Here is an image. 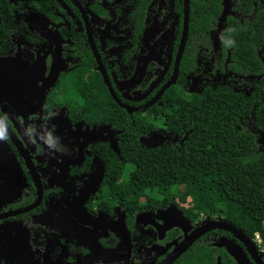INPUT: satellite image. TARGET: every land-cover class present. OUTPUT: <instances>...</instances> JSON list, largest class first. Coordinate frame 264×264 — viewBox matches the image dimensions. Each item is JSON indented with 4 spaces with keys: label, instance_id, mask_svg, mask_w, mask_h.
Returning a JSON list of instances; mask_svg holds the SVG:
<instances>
[{
    "label": "flooded vegetation",
    "instance_id": "1",
    "mask_svg": "<svg viewBox=\"0 0 264 264\" xmlns=\"http://www.w3.org/2000/svg\"><path fill=\"white\" fill-rule=\"evenodd\" d=\"M228 1L219 45L226 0L212 44L191 46L188 33L181 49L185 0H0L8 132L0 141V264H166L182 243L189 247L171 264L198 245L215 250L216 264H264L263 236L199 213L190 195L183 199L187 183L167 192L129 183L127 148L186 144L189 131L151 119L166 103L180 106L217 86L254 88L230 68L235 48L221 42L226 18L238 17ZM173 87L184 93L170 95ZM239 97L260 105L251 93ZM230 121L245 124L264 151V124L254 115L236 111ZM48 132L64 151L46 147L40 137ZM151 135L157 140L145 146Z\"/></svg>",
    "mask_w": 264,
    "mask_h": 264
},
{
    "label": "trees",
    "instance_id": "2",
    "mask_svg": "<svg viewBox=\"0 0 264 264\" xmlns=\"http://www.w3.org/2000/svg\"><path fill=\"white\" fill-rule=\"evenodd\" d=\"M232 1L238 17L226 18L223 34L235 41L230 68L253 78L243 81L254 88L217 86L183 105L171 108L166 103L160 108L164 114L158 112L151 119L155 125L189 131L186 144L176 149H149L138 143L127 148L126 158L132 164L129 183L134 190L159 192L180 191V185L187 183L194 191L189 187L183 199L190 195L199 213H220L252 237L259 232L264 238V151L256 148V134L245 124L230 121L237 111L242 116L254 115L258 124H264V0ZM190 8V45H211L222 0H191ZM182 93L173 87L170 95ZM249 93L260 102L254 109L249 105L252 98L239 97ZM96 104V109L104 107ZM177 264H216L215 250L198 245Z\"/></svg>",
    "mask_w": 264,
    "mask_h": 264
},
{
    "label": "water",
    "instance_id": "3",
    "mask_svg": "<svg viewBox=\"0 0 264 264\" xmlns=\"http://www.w3.org/2000/svg\"><path fill=\"white\" fill-rule=\"evenodd\" d=\"M190 1L191 0H185V6H184V13H185V20H184V31H183V37H182V43H181V49L183 48V46H185V42L188 38V33H189V26H190V11H191V8H190ZM229 1L226 0V4H225V7H224V10H223V13H222V16L220 18V24H219V31L218 33L215 35V40H214V45L215 46H218L219 45V36L221 35V32L223 31L224 27H223V21H224V18L227 16V14H229L231 12V7H230V4L228 3ZM173 82V81H172ZM171 82V83H172ZM170 83V84H171ZM170 84H167L160 92V95L164 92V90L166 88H168L170 86ZM154 140H157L156 139V136L155 135H151L149 137H144L142 139V143L145 145V146H151L152 143H149V142H153ZM184 243L181 244V249H180V253H176V255L170 259L169 261L166 262V264H171L174 262V260L180 256V254L182 252H184L188 247L189 245L186 244L183 246ZM238 261H240V259H238Z\"/></svg>",
    "mask_w": 264,
    "mask_h": 264
},
{
    "label": "clouds",
    "instance_id": "4",
    "mask_svg": "<svg viewBox=\"0 0 264 264\" xmlns=\"http://www.w3.org/2000/svg\"><path fill=\"white\" fill-rule=\"evenodd\" d=\"M235 29H228L227 32L231 33L234 32ZM224 40L225 46L226 47H232L235 45V41L231 39V37L225 38L224 36L221 37ZM50 115L54 116L56 113H50ZM47 118V117H46ZM6 120L7 117H4L0 119V141H6L8 139V132L6 128ZM33 133V129L30 127L26 129L25 134L31 138ZM41 141L46 145V147L50 151H57V152H62L64 151L63 146L60 144V139L59 137H55L51 132L45 133L40 137Z\"/></svg>",
    "mask_w": 264,
    "mask_h": 264
},
{
    "label": "built area",
    "instance_id": "5",
    "mask_svg": "<svg viewBox=\"0 0 264 264\" xmlns=\"http://www.w3.org/2000/svg\"><path fill=\"white\" fill-rule=\"evenodd\" d=\"M256 238H257L258 241H260V236H259L258 233H256Z\"/></svg>",
    "mask_w": 264,
    "mask_h": 264
},
{
    "label": "rangeland",
    "instance_id": "6",
    "mask_svg": "<svg viewBox=\"0 0 264 264\" xmlns=\"http://www.w3.org/2000/svg\"><path fill=\"white\" fill-rule=\"evenodd\" d=\"M189 187L192 189V191H194V190H193V187H192L191 185H189Z\"/></svg>",
    "mask_w": 264,
    "mask_h": 264
}]
</instances>
